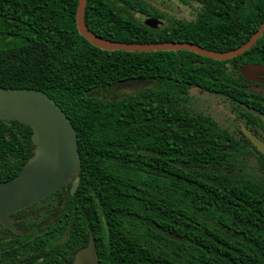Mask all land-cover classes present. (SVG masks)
Instances as JSON below:
<instances>
[{"label": "trees", "instance_id": "obj_1", "mask_svg": "<svg viewBox=\"0 0 264 264\" xmlns=\"http://www.w3.org/2000/svg\"><path fill=\"white\" fill-rule=\"evenodd\" d=\"M77 4L0 0V86L52 97L77 131L80 154L72 197L64 185L53 201L40 203L53 206L55 223L21 235L0 225V264H67L90 232L101 264H264V182L249 177L240 128L249 114L237 116L241 126L203 105L192 89L199 87L195 52L91 44L77 30ZM84 13L103 38L154 41L125 33L119 21L110 25L103 0H87ZM156 74L158 89L110 90L123 79ZM239 78L234 95L247 101L242 69ZM229 124L237 143L230 151L211 148L208 134L220 132L225 143L234 131ZM30 136L27 125L0 119V181L33 154ZM214 155L222 162H210Z\"/></svg>", "mask_w": 264, "mask_h": 264}, {"label": "flooded vegetation", "instance_id": "obj_2", "mask_svg": "<svg viewBox=\"0 0 264 264\" xmlns=\"http://www.w3.org/2000/svg\"><path fill=\"white\" fill-rule=\"evenodd\" d=\"M103 1L107 10L109 24L116 26L117 21H119V26L123 28V31L124 29L127 31L125 33L134 36L147 34V36L154 39V41L150 42H188L212 52L232 51L244 44L264 23V0ZM168 50L177 51L179 49ZM155 51L164 50L157 49ZM191 62L192 65H196L199 68L197 80L199 87L193 86L192 89L205 107L217 116L231 118L228 121L233 123L232 120H234L235 123L241 126L243 124L237 116L249 114L247 126L244 128L240 127L247 140V143L243 142L247 150L246 162L249 166V177L255 183L257 180L264 182V153L244 133V129H247L264 142V119L252 114L241 104L245 103L249 107L264 113V83L246 79L241 85L249 84L250 87L247 89L251 91L252 95L250 94L246 98L247 101L238 100L234 95L242 81L239 78V69L250 64L264 65V30L248 49L238 55L220 59L196 53L194 60ZM170 64L173 65L174 63ZM179 65L188 66L187 62H179ZM152 79L155 82L152 88L158 89L160 86L159 76L156 74ZM229 127L232 131L234 129V131L233 134H228V141L225 143L220 140V132L208 134L211 148L218 151H230L232 149L230 142L236 144L238 134L236 133L237 128L233 124H229ZM232 153L235 154L233 151ZM218 155L211 156L209 161L213 163L222 162ZM234 161L238 162V159ZM154 174L158 175V172L156 171ZM71 183L72 180L62 185H68L66 188L67 193ZM52 195L45 199L52 197ZM45 199L19 210L13 215L11 214L12 221L21 229V232L17 234L27 233L31 229L35 232H40L41 227L55 223L56 217H59V215H55L51 211L53 206L50 207L48 204L40 205ZM50 199V201H53L52 198ZM64 202L63 200L60 203L59 209L64 208ZM48 216H52V218L45 222L42 221ZM28 218L34 219V222L28 227L23 228L18 225L19 222H23ZM40 223L43 224L40 225ZM90 234L92 233L90 232Z\"/></svg>", "mask_w": 264, "mask_h": 264}, {"label": "water", "instance_id": "obj_3", "mask_svg": "<svg viewBox=\"0 0 264 264\" xmlns=\"http://www.w3.org/2000/svg\"><path fill=\"white\" fill-rule=\"evenodd\" d=\"M86 0H78L75 22L78 32L91 44L105 50H157L186 49L215 58H228L248 49L264 30V23L242 45L227 52H212L188 42H123L95 34L84 21ZM243 75L264 83V65L250 64ZM152 78L132 77L110 87L112 93H134L152 88ZM242 106L264 119V113L245 103ZM0 119L16 120L31 129L33 154L12 177L0 181V225L13 233L21 229L12 221L11 214L29 207L52 195L64 183L72 180L68 199L78 186L75 176L80 170L77 131L62 108L46 92L32 87L0 86ZM247 138L264 153V142L244 129ZM68 264H101L95 240L89 235L85 245L79 247Z\"/></svg>", "mask_w": 264, "mask_h": 264}, {"label": "rangeland", "instance_id": "obj_4", "mask_svg": "<svg viewBox=\"0 0 264 264\" xmlns=\"http://www.w3.org/2000/svg\"><path fill=\"white\" fill-rule=\"evenodd\" d=\"M51 218H52V216H48L46 219H43L42 221H44V222H45V221H48V220H50ZM41 224H43V223H40V225H41Z\"/></svg>", "mask_w": 264, "mask_h": 264}]
</instances>
